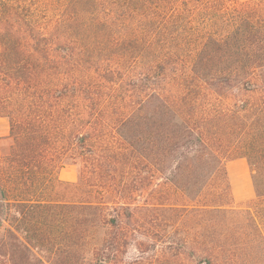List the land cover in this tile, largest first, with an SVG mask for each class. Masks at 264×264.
I'll use <instances>...</instances> for the list:
<instances>
[{"label":"trees","instance_id":"16d2710c","mask_svg":"<svg viewBox=\"0 0 264 264\" xmlns=\"http://www.w3.org/2000/svg\"><path fill=\"white\" fill-rule=\"evenodd\" d=\"M0 116V264H264V0H0Z\"/></svg>","mask_w":264,"mask_h":264},{"label":"crops","instance_id":"0c3cea01","mask_svg":"<svg viewBox=\"0 0 264 264\" xmlns=\"http://www.w3.org/2000/svg\"><path fill=\"white\" fill-rule=\"evenodd\" d=\"M226 168L235 201L247 198L251 188L253 189L251 170L247 164V161L244 158L232 159L227 161ZM63 171L64 168L59 170V178L68 181H73L76 178L75 171H69L68 177L62 176L63 174L65 175Z\"/></svg>","mask_w":264,"mask_h":264},{"label":"rangeland","instance_id":"374dc122","mask_svg":"<svg viewBox=\"0 0 264 264\" xmlns=\"http://www.w3.org/2000/svg\"><path fill=\"white\" fill-rule=\"evenodd\" d=\"M8 133H9L8 121H7L6 118L0 116V149L1 150L4 149L5 146L9 143V140L6 139V136L8 135ZM60 169H58V171H57V175L58 176H59L58 173H59ZM71 170L75 171V175H76L75 177L76 178L73 180V181H75L77 179V167L74 166V165H70V166L64 167V171L63 172L65 173V175L63 174L62 176L63 177H68V172L71 171ZM63 180H65V179H63ZM66 181H68V180H66ZM253 194H254V191L251 188V191H250L249 196L247 198H245L243 200L235 201V202L237 204H239L241 202H244L245 200L250 199L253 196Z\"/></svg>","mask_w":264,"mask_h":264}]
</instances>
